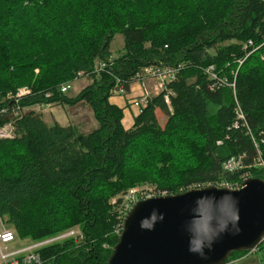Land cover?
Returning a JSON list of instances; mask_svg holds the SVG:
<instances>
[{"label": "trees", "instance_id": "trees-1", "mask_svg": "<svg viewBox=\"0 0 264 264\" xmlns=\"http://www.w3.org/2000/svg\"><path fill=\"white\" fill-rule=\"evenodd\" d=\"M83 2L80 18L75 3L60 12L65 18L55 31L65 52L58 50L56 59L39 64L38 76L32 82L27 77L29 93L18 100L14 93L7 95L8 88L24 80L14 69L27 74L33 65L22 63L19 55L9 63L7 39L31 32L47 6L12 0L7 9L15 14L13 20L22 18L17 8L34 10L28 23L0 14L5 42L0 125L14 121V136L0 139V217L21 238L41 239L78 223L84 235L39 250L43 264H107L126 213L123 197L116 200V210L108 199L136 183L176 194L197 184H235L244 174L264 179V171L251 166L264 142V0H200L194 11L180 0L169 5L164 0ZM88 5H102L98 17ZM90 18L96 24L85 26ZM117 34L123 37L122 53L110 58ZM178 64L183 67L176 79L149 95L125 129L122 109L109 101L112 90L122 83L128 91L144 67ZM209 64L218 80L204 74ZM79 72L91 83L69 97L60 88ZM222 78L227 82L222 84ZM54 103H85L96 127L85 133L72 124L47 125L34 110H24ZM157 110L166 117L163 125ZM232 157H240L242 167L224 169ZM9 163L12 173L4 170ZM59 208L62 218L56 216ZM236 255L240 252L229 258Z\"/></svg>", "mask_w": 264, "mask_h": 264}, {"label": "water", "instance_id": "water-1", "mask_svg": "<svg viewBox=\"0 0 264 264\" xmlns=\"http://www.w3.org/2000/svg\"><path fill=\"white\" fill-rule=\"evenodd\" d=\"M263 236L264 179L188 188L135 202L107 264H223Z\"/></svg>", "mask_w": 264, "mask_h": 264}, {"label": "rangeland", "instance_id": "rangeland-1", "mask_svg": "<svg viewBox=\"0 0 264 264\" xmlns=\"http://www.w3.org/2000/svg\"><path fill=\"white\" fill-rule=\"evenodd\" d=\"M83 1L85 0H38V2H41L43 5L47 6V12L45 14V17L38 19L36 22H34V24L36 23V26L34 28H33L34 24L32 23L31 28H33V30L31 32H28L26 34H19V35L16 34L17 40L10 41V39H7L6 45L12 46L11 51L10 52L8 51L9 63L12 61L13 58L15 59V57L17 58L19 55L20 58L18 59H20L22 63L32 64L34 66V67L33 66L31 67V71H28L27 74L19 71L18 69H14V71L20 72L22 79L24 80H21V83L13 84L14 89L8 88L7 95L10 93L15 94L19 90L22 91L23 89L25 90L29 89L30 87L27 85L28 84L27 77L29 76L32 82L33 79L38 76V74L40 73L39 64L43 62L46 65V61H49L52 58H55V56H57L58 50L60 52L62 51L63 53L65 52V48H63V46H61V48L59 49L60 43H59V40L57 39V36H58L57 31H55L57 26H60L59 21L65 18L64 16L65 13H60V12H62L65 7H66L65 9H67L68 7L72 6L75 3V14H76L77 10L79 9V6L84 4ZM88 1H91V0H88ZM172 1L173 0H164V3L169 5V2H172ZM180 2H182L185 6H188L190 11H194L195 7L199 5L200 0H180ZM11 3H12V0L11 1L10 0H0V14L3 16L6 15L9 18V20L11 19L13 20V18H15V14H12V9L11 11L7 9L11 7ZM87 7H93L96 10V11L94 10L95 11L94 16L96 18L98 17V14H99L98 10L102 8V5H99V6L98 5L96 6L88 5ZM17 9L19 10V13L22 14V18L21 20H18L20 19V16H18L13 21L18 20L16 22L28 23L27 19L31 20V17L34 14V10L31 9L29 11H26L20 8H17ZM3 11L5 12L4 14H3ZM78 14L80 18V13L77 12L76 15ZM201 14L203 15L202 12ZM179 15H180V12H176V16H179ZM1 19L2 18L0 17V21ZM89 22L91 23L88 24ZM94 24H96V21L91 18L89 20L87 19L85 22V26L86 25L93 26ZM35 28H37L39 31H34ZM123 44L124 42H123L122 35L121 34L115 35L109 47V50L111 52L110 58L116 57L120 53H122ZM4 45H5V42L0 40V49ZM210 52H212V50H210ZM0 53H1V50H0ZM0 68H2L1 59H0ZM11 71H12V68H11ZM139 75L140 77H143V76L144 77L141 78V80H139L138 82L142 84V82L145 83V81L149 80V82H151L152 85L154 84L156 90L158 89L157 85L160 80L157 77L150 78L149 76L145 75L143 70L139 71ZM68 82H69L68 84L69 87L67 88L65 94L69 97H72V96H75L84 86L90 84L91 78L89 76L87 77L86 75H83L82 72H79L75 78H73L72 80ZM133 82H136V81L135 80L130 81L128 86H130ZM153 93L154 91L152 90L151 94ZM123 94L126 95L127 93H123ZM24 110L25 111L34 110L36 113L41 115L42 119L47 125H52L55 122L63 126L72 124V125L77 126L81 132H85V133L95 128L97 124L96 120L94 119L91 109L85 103H78L75 105H66V104L62 105V104H57V103L37 104V105L26 107ZM157 117H158V122L161 125H163L166 117L160 111L157 112ZM11 150L12 149H10L9 151ZM7 155H9V153ZM237 160L238 158L236 157L231 158V161L236 162ZM1 162L4 163L5 161L3 160ZM234 166L236 167V165ZM236 169H238V167ZM4 170L9 173H12L10 163L7 166V168H5ZM153 189H155L156 191L158 190L160 193L163 192L164 195L168 194L167 191L160 190L159 188H157L155 184H150L148 182H141V183H136L135 185L128 187L127 190L123 191V193L109 197L108 203L112 205L113 210H116L118 209V206H116V200L118 198L120 197L126 198L129 195L133 194V196L138 201L140 196L142 195H146L149 193L153 195L158 194V193L151 192L153 191ZM124 192H127L126 196ZM57 212L60 214H56V216L62 218V215H61L62 209L59 208ZM2 219L6 222L5 217H2ZM5 225L7 228L15 232L16 238H17L16 240L17 245H9L8 246L9 250H12L13 248H18V246L24 247L28 245L38 244L40 242H44L45 245L42 247L40 245L37 249H43L49 244H53L55 242L64 240V239L61 240L59 238V240L57 241V235L63 234L64 232H69V231L80 232V229H81L80 228L81 225L78 223L68 228L67 231L63 230V231H59L58 233L56 232V234L51 235V236L46 235L44 236V238L31 240L28 237L21 238L16 233L14 228L7 222L5 223ZM103 246L106 249H108L107 244H103ZM247 252L248 250L242 251L240 252V255H236L232 257L234 261L233 264H264V245L262 247L261 245H258L257 249L254 250L252 253L248 254ZM223 264H228V263L224 262Z\"/></svg>", "mask_w": 264, "mask_h": 264}, {"label": "built area", "instance_id": "built-area-1", "mask_svg": "<svg viewBox=\"0 0 264 264\" xmlns=\"http://www.w3.org/2000/svg\"><path fill=\"white\" fill-rule=\"evenodd\" d=\"M182 67H183L182 64H178L173 67L171 66H161V67L147 66V67L142 68L141 70L144 71L146 76H149L150 78L157 77L160 80L157 85V88H158L157 90L160 92L161 90L167 88L166 87L167 83L176 79L178 71L181 70ZM97 68L99 70H102V65L99 64ZM203 71L206 77L209 78L210 80L219 79L217 73L215 72V67L213 64H209L208 66H206ZM143 77H140L139 72L135 75L136 81L141 80V78ZM225 82H227L226 79L222 78L221 83L224 84ZM68 84L69 83H66L61 86L60 88L61 92L63 93L66 92L67 88L69 87ZM27 93H29V89H26V90L23 89L22 91L19 90L17 93H15L13 97H15V99L18 100L20 96L25 95ZM112 93L114 95H124L123 93H127V90L124 88L123 84L121 83L120 85H118L116 89L112 90ZM9 95L10 94H8V97H10ZM148 96L149 95L147 93H144L140 95L139 97L132 100L131 104L136 108L137 114L141 113L144 106L147 104ZM165 99H167V95H165ZM13 113H14V116L17 115V110H15ZM236 115H237V118H242V113L239 109L236 110ZM13 122H14L13 120H10L0 125V139L12 138L14 136ZM254 143H255L256 148L258 149L259 145L256 142ZM234 165H236V167ZM251 166L255 168H259L264 171V142H263V146L258 151L257 158L255 159L254 163H252ZM237 167L238 168L242 167L241 162H240V157L238 158L236 162L231 161V159H229L227 163L225 164L224 169L226 168L231 171V170H234V168L236 169ZM248 178H250L248 174H244L240 177L238 182H236L235 184H207V185L225 186L229 188H239L243 186V182L247 180ZM205 185L206 184H200V185L197 184L189 188H199ZM151 192L158 193V194L153 195L149 193L146 195H142L140 196L139 200L150 198L153 196L164 195L163 192L160 193L158 190L156 191L155 189H153V191ZM123 199H124L123 205L127 213L129 210L128 208H130L137 200L133 196V194ZM125 215L123 216V218L125 217ZM5 223L6 222L2 219V217H0V264H43V261L41 260V256L39 254V250L41 249H37V248L40 245L41 247L44 246L45 245L44 242H40L38 244L28 245L24 247L18 246V248H13L12 250H9L8 249L9 245H17V241H16L17 238H16L15 232L7 228ZM121 228H122V225L120 227V230ZM116 232L119 233L120 231L117 230ZM83 236L84 235L81 230L80 232L69 231V232H64L63 234L57 235V241L59 240V238L61 240L66 239V238H73L75 241H80L82 240ZM261 243H264V236L261 238L260 242L256 244V246H254L252 249L248 250L247 253L248 254L252 253L254 250L257 249V246L260 245ZM225 262L228 264H233L234 261L232 258H228Z\"/></svg>", "mask_w": 264, "mask_h": 264}, {"label": "crops", "instance_id": "crops-1", "mask_svg": "<svg viewBox=\"0 0 264 264\" xmlns=\"http://www.w3.org/2000/svg\"><path fill=\"white\" fill-rule=\"evenodd\" d=\"M152 90L154 91L153 94H151ZM158 92L159 91L156 90L154 84L152 85L149 80L145 81V83L142 82V84L136 81L129 86V90L126 95L111 96L109 101L122 109L123 117L121 122L123 127L128 129L132 126L133 119L137 115L136 108L131 104L132 100L144 93H147L148 95H155ZM158 111L159 110L156 111V114Z\"/></svg>", "mask_w": 264, "mask_h": 264}, {"label": "bare ground", "instance_id": "bare-ground-1", "mask_svg": "<svg viewBox=\"0 0 264 264\" xmlns=\"http://www.w3.org/2000/svg\"><path fill=\"white\" fill-rule=\"evenodd\" d=\"M229 84V83H228ZM12 113V112H11ZM17 120V119H16Z\"/></svg>", "mask_w": 264, "mask_h": 264}]
</instances>
